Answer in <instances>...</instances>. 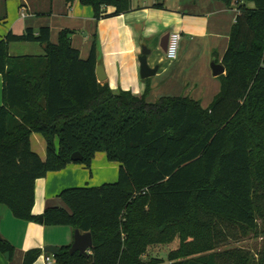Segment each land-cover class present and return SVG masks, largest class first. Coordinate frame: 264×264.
Wrapping results in <instances>:
<instances>
[{"label":"trees","instance_id":"1","mask_svg":"<svg viewBox=\"0 0 264 264\" xmlns=\"http://www.w3.org/2000/svg\"><path fill=\"white\" fill-rule=\"evenodd\" d=\"M75 0H66L70 7ZM218 1V0H217ZM238 3L237 22L223 64L222 89L203 108L186 96L147 100L114 92L97 76V43L88 58L63 28L58 43L50 26L28 27L0 37V206L44 225L91 232L93 248L72 253L71 244L53 255L57 264H264L243 250L216 249L264 225V0ZM255 3L249 7L248 2ZM96 18L130 11L131 0H81ZM1 20V18H0ZM12 41H35L45 55L11 56ZM46 140V159L31 148V133ZM81 151L83 159L72 156ZM120 166L116 181L68 187L67 207L49 206L33 215L35 181L68 164L91 169L97 152ZM264 229V228H263ZM179 246L166 260H144L151 245ZM0 251L14 253L0 239ZM41 248L27 251L33 264Z\"/></svg>","mask_w":264,"mask_h":264},{"label":"crops","instance_id":"2","mask_svg":"<svg viewBox=\"0 0 264 264\" xmlns=\"http://www.w3.org/2000/svg\"><path fill=\"white\" fill-rule=\"evenodd\" d=\"M58 0H0V37L13 31L23 34L28 27L50 26L51 40L58 43L63 28L75 31L74 47L83 58H88L94 41L97 43L98 66L103 67L106 79L114 92L131 91L143 95L148 89L147 100L156 102L160 96H186L199 100L203 108L209 107L222 89L221 76L227 67L223 58L230 45L232 31L237 22L238 3L231 6L220 0H131V10L114 15L116 8L108 6L107 15L96 18L92 5L75 0L64 9L55 8ZM249 7L255 3L248 2ZM20 9L26 16L14 21L8 19L11 10ZM178 31L183 36L179 57L170 61L161 43L167 34ZM150 49L148 66L157 71L143 77L140 63L143 46ZM11 56H44L45 47L35 41H12ZM222 64L224 71L215 75L211 64ZM3 78L0 74V104L3 103ZM31 148L46 159V140L40 133H31ZM99 162L98 182L117 180L119 170L103 151L96 153L91 172L83 164L70 163L63 170L50 171L35 181L33 215H42L49 206L67 207L60 193L68 187L90 184L93 170ZM119 166V165H118ZM120 168V166H119ZM116 169V171H115ZM115 180V181H116ZM100 185V184H99ZM76 230L71 226L44 225L13 215L6 205L0 206V235L8 240L14 253L7 257L0 251V264H23L27 251L41 248L42 253L33 264H48L52 253L46 246L72 244ZM55 263V262H54ZM57 264V263H55Z\"/></svg>","mask_w":264,"mask_h":264},{"label":"rangeland","instance_id":"3","mask_svg":"<svg viewBox=\"0 0 264 264\" xmlns=\"http://www.w3.org/2000/svg\"><path fill=\"white\" fill-rule=\"evenodd\" d=\"M64 2L65 0H58L56 4V9L59 11L60 9H64ZM11 15L8 19L10 21L16 20L17 17L22 16V10H11ZM115 166L117 168V171L119 170V164L115 162ZM82 164V163H81ZM84 165V164H83ZM99 162L96 161L95 168L93 170L94 177H92L89 182L90 184H83L82 186H96L99 184H102L101 182H98L99 176L103 170H101V167L99 166ZM87 169L91 172L92 170L87 167ZM116 171V169H115ZM116 179H114L115 181ZM112 181V182H114ZM109 182V183H112ZM264 225H262L261 218L258 219V226L256 229L250 230L249 233L245 236H242L237 239H228L225 241V243L221 244L216 251L218 252H224L226 250H243L244 252H249L250 256L252 257V260L258 263L259 260V254L264 251ZM179 237L174 239L170 243H162V244H156L151 245L146 252V255L143 257L144 260L150 261L151 258L156 257L163 260H167L168 254L170 251L176 250L179 246Z\"/></svg>","mask_w":264,"mask_h":264},{"label":"water","instance_id":"4","mask_svg":"<svg viewBox=\"0 0 264 264\" xmlns=\"http://www.w3.org/2000/svg\"><path fill=\"white\" fill-rule=\"evenodd\" d=\"M169 34H167L165 36V38L163 39L162 43H161V47L166 50L167 49V45H168V41H169ZM150 54V49L148 47H146L145 45L143 46L142 49V55L140 56V63H141V70H142V76L143 77H150L153 76L157 69H151L148 66V55ZM211 67L213 68L214 74L215 75H219L220 73H222L224 71V67L222 64H216L215 62H213L211 64ZM97 76L98 79L100 81H104L106 79V75L105 72L103 71V67L102 66H97ZM72 159L74 162H79L80 160L83 159V155L81 153V151L79 152H75L72 156ZM40 217V220H43V216L42 215H38ZM75 236H74V241L71 244V249L70 251L72 253L74 252H80L81 254L83 253H88L90 249L93 248V236L91 232H81V230L79 229H75ZM1 235H0V239H1ZM61 247H57L54 245L51 246H46L44 248V251L47 253H52L53 255H57L60 252ZM5 255L7 257H9L10 252H6Z\"/></svg>","mask_w":264,"mask_h":264},{"label":"built area","instance_id":"5","mask_svg":"<svg viewBox=\"0 0 264 264\" xmlns=\"http://www.w3.org/2000/svg\"><path fill=\"white\" fill-rule=\"evenodd\" d=\"M22 15L26 16L27 14L24 12V13H22ZM169 37L170 38H169V41H168L166 53H167V58L170 61H172V60H176L179 57V53H180L179 52V48H180V43H181V40H182L183 36L178 31H172L169 34ZM46 262L48 264H55L53 255H49L46 258Z\"/></svg>","mask_w":264,"mask_h":264}]
</instances>
